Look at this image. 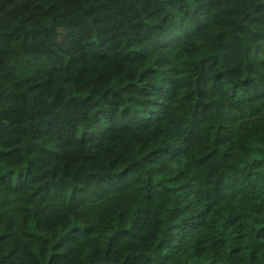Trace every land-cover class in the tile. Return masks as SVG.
<instances>
[{"label": "trees", "instance_id": "1", "mask_svg": "<svg viewBox=\"0 0 264 264\" xmlns=\"http://www.w3.org/2000/svg\"><path fill=\"white\" fill-rule=\"evenodd\" d=\"M0 264H264V0H0Z\"/></svg>", "mask_w": 264, "mask_h": 264}, {"label": "rangeland", "instance_id": "2", "mask_svg": "<svg viewBox=\"0 0 264 264\" xmlns=\"http://www.w3.org/2000/svg\"><path fill=\"white\" fill-rule=\"evenodd\" d=\"M61 38H62V34L59 32L58 40H60Z\"/></svg>", "mask_w": 264, "mask_h": 264}]
</instances>
